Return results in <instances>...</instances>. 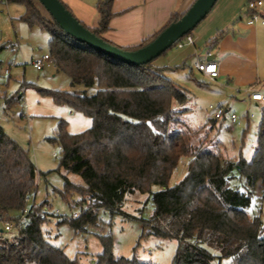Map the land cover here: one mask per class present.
<instances>
[{"label": "trees", "instance_id": "trees-1", "mask_svg": "<svg viewBox=\"0 0 264 264\" xmlns=\"http://www.w3.org/2000/svg\"><path fill=\"white\" fill-rule=\"evenodd\" d=\"M1 1L25 6L20 18L49 32L54 65L70 77L73 86H85L74 91L42 90L57 104L92 119L91 127L73 133L67 129L68 122L58 118L56 135L50 138L62 146L59 167L84 180L77 184L64 176L62 197L77 192L91 201L90 208L76 218L65 217L63 222L70 220L71 226L81 231L85 224L95 222V208H105L111 215L141 222L148 233L176 238L172 264H211L215 259L219 264H264V222L261 215L251 217L248 212L258 187L264 202V111L252 159L242 154L225 157L219 149L220 140L201 136V129L182 126L184 111L175 109L174 103L184 104L189 95L166 75L171 67L156 66L154 60L129 64L93 49L63 30L47 10L45 15L39 0ZM113 2L98 1L96 25L90 27L79 20L117 45L103 36L114 14ZM183 14H171L159 31L136 46H117L129 50L145 46ZM5 47L0 45V52ZM93 86L97 90L89 94L86 88ZM22 97V93L6 96V112ZM183 158H188L187 171L170 185ZM37 176L29 151L0 125V218L18 220V215L12 214L27 206L37 188ZM235 178L239 184L234 183ZM153 185L160 189L153 191ZM136 192L149 194L153 205L150 217L123 210L126 197ZM46 202L31 205L28 226L17 222V231L0 235V264H77V259L45 238L42 225L47 216L41 213L49 214V205L43 207ZM100 239L103 251L97 254L95 264H158L136 256H117L113 237L100 235Z\"/></svg>", "mask_w": 264, "mask_h": 264}, {"label": "rangeland", "instance_id": "rangeland-1", "mask_svg": "<svg viewBox=\"0 0 264 264\" xmlns=\"http://www.w3.org/2000/svg\"><path fill=\"white\" fill-rule=\"evenodd\" d=\"M11 6L9 11V8L0 4V45H6L0 52V125L11 138L29 151L36 164L37 188L29 196L27 206L47 201L43 206L45 208V205H49L46 210L49 214L42 225L45 238L53 245L63 248L70 258L77 259V264H95L97 254L103 251L100 235L107 234L113 237V249L117 256H136L142 261L172 264L178 240L148 233V229L137 220H131L121 214L111 215L105 208H95V222L85 224L81 231L75 230L70 220L63 222L65 217L71 218L74 212L82 214L90 208L91 201L82 198L77 192L67 195L66 199L62 197L64 176L77 184H84V180L80 175L67 173L59 167L60 159L53 157L54 151L58 150V142L50 138L56 135L60 117L66 119L68 130L74 133L91 127L92 119L83 113H71L62 108L63 105L57 104L42 90L74 91L83 90L85 86H73L70 77L55 65L46 66L42 70L34 67V60L50 52L49 32L39 26L31 27L20 18V13L25 9L23 4ZM40 9L45 15L48 14L44 6H40ZM97 19L98 16L92 22L93 25L97 23ZM186 48L187 45L179 48L174 44L154 59L153 63L161 66L173 65L180 52ZM194 60L192 56L183 67L177 70L168 69L165 72L175 83L185 88L189 95L184 104L174 103L175 109L184 111L182 126L186 129H201V136L207 135L215 138V141L220 140L219 149L225 157L237 158L242 154L248 160L252 159L264 109L241 103L228 106L229 110L243 117L244 124L241 126L234 125L228 118L216 119L214 111L209 108L210 104H220L215 93L216 84L194 68ZM8 66L10 72L5 73ZM86 89L92 94L96 92L97 87ZM19 91L24 92L23 100L9 113L6 112L4 98L17 95ZM23 112L26 113L24 117ZM250 113H254L255 117L250 118ZM187 162L188 158L180 161L170 179V185L183 178L187 171ZM239 182L240 180L235 178L234 183ZM159 189V185L152 187L153 191ZM260 196L261 187H258L248 212L251 217L261 215L264 222V202ZM122 208L128 214L145 218L153 213L148 193L129 194ZM19 213L14 212L12 215ZM211 264H219V260L215 259Z\"/></svg>", "mask_w": 264, "mask_h": 264}, {"label": "crops", "instance_id": "crops-1", "mask_svg": "<svg viewBox=\"0 0 264 264\" xmlns=\"http://www.w3.org/2000/svg\"><path fill=\"white\" fill-rule=\"evenodd\" d=\"M63 1L86 25L90 27L96 25L92 22L98 16L99 0ZM194 1L114 0L112 7L114 14L103 36L119 46H136L159 31L167 23L171 14L186 12ZM248 2L249 0H218L207 17L191 33L194 43L186 44L188 48L180 52L173 65L162 66L177 70L183 67L192 56L195 58L194 62L198 57L208 59L213 57L220 70L216 79L211 80L216 84L215 93L219 103L227 107L239 103L261 107L260 104L251 100L250 92L264 89V24L248 23L250 14ZM0 4L5 5L10 11L11 5L19 3L4 1ZM262 10L264 15V0ZM24 12L23 8L19 16L21 17ZM211 42L214 43L212 46ZM207 52H211V55L207 56ZM175 66L179 67L173 68ZM202 74L209 79L204 73ZM19 93H22L24 97L23 91ZM62 108L71 113L75 111L66 105ZM25 114L23 112L22 116H26Z\"/></svg>", "mask_w": 264, "mask_h": 264}, {"label": "water", "instance_id": "water-1", "mask_svg": "<svg viewBox=\"0 0 264 264\" xmlns=\"http://www.w3.org/2000/svg\"><path fill=\"white\" fill-rule=\"evenodd\" d=\"M39 1L60 27L77 40L112 58L129 64L141 65L153 61L171 48L180 38L193 31L207 17L218 0H195L180 19L168 25L151 42L134 50L123 49L99 37L85 26L62 0Z\"/></svg>", "mask_w": 264, "mask_h": 264}, {"label": "built area", "instance_id": "built-area-1", "mask_svg": "<svg viewBox=\"0 0 264 264\" xmlns=\"http://www.w3.org/2000/svg\"><path fill=\"white\" fill-rule=\"evenodd\" d=\"M263 0H249L247 7L250 11L248 23L253 24L256 22H260L264 24V15H263ZM194 37L191 34H186L182 38H180L175 44L180 48L185 46L186 44H193ZM214 43L211 42V46ZM211 52H207V56H210ZM33 65L36 69L42 70L46 66L54 65V60L50 52L42 55L41 58H38L33 61ZM194 66L197 70L204 73L210 80H215L219 75V65L213 59L208 58H200L198 57L194 62ZM10 72V67L8 66L5 69V73ZM250 98L254 102L261 105L264 109V89L260 90H251ZM209 108L214 111V116L216 119H226L228 118L234 125H243L244 119L239 116L235 111H231L224 104H210ZM250 118H254L255 114L250 113ZM62 150V146H58V150L54 151L53 157L58 158L60 155V151ZM32 208L30 206H25L18 215V220L15 219H3L0 218V235L8 234L10 232H15L18 230L17 222L20 226L26 227L30 224L31 221ZM42 217H45V212H42ZM79 216L78 212H74L72 217L76 218Z\"/></svg>", "mask_w": 264, "mask_h": 264}]
</instances>
